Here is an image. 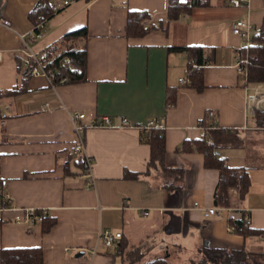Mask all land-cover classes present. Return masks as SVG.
Listing matches in <instances>:
<instances>
[{"label":"crops","instance_id":"crops-1","mask_svg":"<svg viewBox=\"0 0 264 264\" xmlns=\"http://www.w3.org/2000/svg\"><path fill=\"white\" fill-rule=\"evenodd\" d=\"M36 2L0 0V176L8 181L13 204L47 209L49 220L46 226L4 221L0 249L40 247L44 264H119L114 248L98 240V232L108 229L131 244L151 241V255L165 253L167 264H194L202 246L264 250V232L243 237L227 224V218L245 212L249 227L264 231V126L255 124L256 113L245 112V83L235 63L248 54L230 31L233 20L249 21L251 44L264 19V0L240 6L207 0L175 20L167 18L168 0H71L32 39L28 12ZM129 9L150 16L145 25L152 28L142 37H125ZM82 26L84 82L53 86L25 73L21 35L28 48L41 52ZM185 46L199 47L198 64L197 54L175 49ZM191 58L196 74L181 85ZM209 110L216 128L235 132V143L212 149L218 152L212 155L248 175L241 199L230 188L235 208L214 205L218 170L204 166V153L192 142L203 137L199 124ZM73 113L84 114L81 135L92 159L91 188L72 152ZM103 117L112 126H90ZM123 118L130 124L117 127ZM151 119L163 125L164 166L182 170L173 190L162 187L159 166L147 168L150 150L139 126ZM195 203L216 207L217 213L204 219Z\"/></svg>","mask_w":264,"mask_h":264},{"label":"trees","instance_id":"trees-1","mask_svg":"<svg viewBox=\"0 0 264 264\" xmlns=\"http://www.w3.org/2000/svg\"><path fill=\"white\" fill-rule=\"evenodd\" d=\"M207 0H168L167 18L175 20L180 13L187 12L191 7L204 6ZM51 0H37L32 9L28 12L29 20L34 23V27L40 21L43 23L59 10L52 12ZM149 14L145 11L128 10L126 13L124 34L127 39L142 37L152 27L143 24L149 19ZM87 36L85 26L65 32L61 38L46 49L47 56L51 59L49 68L54 71L51 85L55 86L62 83H80L86 80V50L84 39ZM80 41V42H77ZM247 49L248 62L246 64L247 82L264 81V19L257 31L251 38V44L244 46ZM186 51L187 54H197L195 61L198 64L201 54L199 47L185 46L175 48ZM64 58H69L68 63H63ZM190 59L187 64L188 81L194 78L196 68L192 67ZM25 73L28 72L24 67ZM62 79H65L62 82ZM191 81H194L191 80ZM200 82V81H199ZM197 87H200L198 83ZM255 124L264 126V112L256 113ZM234 131L223 130L220 128L204 129L201 139L193 140L196 151L204 153V166L218 170L219 178L213 194V203L220 207H236L237 198L234 197L230 188H237L241 199L248 186V175L242 167L228 166L223 158L214 157L212 149L225 145L234 144L231 136ZM140 139L149 145L150 156L147 161V168L159 166L162 172L163 185L167 190L178 187V182L182 176V170L178 168H167L163 164L164 155V133L162 130L151 129L148 133L140 131ZM209 139V143L206 140ZM186 146L189 143L185 142ZM81 166V156L78 155ZM127 177H136V174H125ZM49 216L45 217L41 225L46 226ZM227 224L234 232L243 237L260 235L264 231L250 228L246 213L242 212L240 218H227ZM115 254L120 257L119 264H167V255H151V241L143 240L137 244L128 243L117 239L111 246ZM194 264H264V250H249L246 247L240 249H227L218 247L202 246L195 258ZM0 264H44L43 255L40 247H20V248H1Z\"/></svg>","mask_w":264,"mask_h":264},{"label":"built area","instance_id":"built-area-1","mask_svg":"<svg viewBox=\"0 0 264 264\" xmlns=\"http://www.w3.org/2000/svg\"><path fill=\"white\" fill-rule=\"evenodd\" d=\"M232 6H240L245 3L247 0H229ZM71 0H63L61 5L52 4L51 10L55 12L59 10L62 6L69 4ZM146 23V20L143 21V24ZM2 24L5 26H9V22L7 20H3ZM43 27V22L40 21L33 28L31 32H29L28 37L34 39L41 37V30ZM253 26L249 21H244L240 19H235L230 23V31L233 35L240 38L243 42L244 46H248L250 44V37L253 32ZM21 46L19 49L20 59L23 67L27 68L28 74L30 77H42L49 84H51V80L54 76V71L49 68L51 59L47 56L46 51L34 52L26 45V38L21 35L20 36ZM69 58H64L62 60L63 63H68ZM248 62V56L239 57L236 60L235 68L237 72L242 76L244 85V103H245V112L249 115L255 114L257 112H264V83L263 82H247V72H246V64ZM65 79H62V82ZM179 84L185 85L188 82L186 75L182 76L178 80ZM84 118L83 113H73L71 115V121L73 124V129L76 134L75 143L72 146V152L75 155H80L81 160V176L87 179L85 187L91 188L93 184L92 177V159L85 152L84 140L81 135L85 129L80 121ZM130 122L123 118L120 120L119 128H126ZM90 126H112V123L108 117H103L99 121H95L90 124ZM201 129H214L216 128L215 124V113L212 110L207 112V116L205 121L199 124ZM151 129L163 130V125L158 120H148L145 123L139 126V130L144 133H148ZM214 156L218 155V152H212ZM233 191V189H232ZM233 193L236 194L235 190ZM237 195V194H236ZM202 213L204 219H208L210 216L215 215L217 213L218 208L216 207H208L202 208L198 206L196 203L194 204ZM143 214H147V212L143 211ZM48 216V210L41 208H33V207H23L17 206L13 204L10 193L8 192V181L7 179L0 176V224L4 221H12L16 224H23L26 226H33L36 224H41L45 217ZM121 233L111 231L108 229L100 230L98 232V240L103 244L104 247H111L118 238H120Z\"/></svg>","mask_w":264,"mask_h":264},{"label":"rangeland","instance_id":"rangeland-1","mask_svg":"<svg viewBox=\"0 0 264 264\" xmlns=\"http://www.w3.org/2000/svg\"><path fill=\"white\" fill-rule=\"evenodd\" d=\"M68 29H70V28H68ZM179 262V261H178ZM181 263V262H180ZM187 264H188V262H186Z\"/></svg>","mask_w":264,"mask_h":264}]
</instances>
